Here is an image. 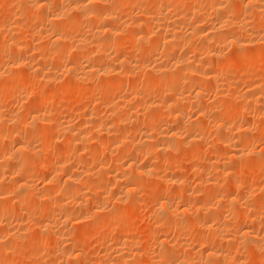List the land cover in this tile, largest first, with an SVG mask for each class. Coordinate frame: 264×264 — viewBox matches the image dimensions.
Returning <instances> with one entry per match:
<instances>
[{
    "label": "bare ground",
    "instance_id": "bare-ground-1",
    "mask_svg": "<svg viewBox=\"0 0 264 264\" xmlns=\"http://www.w3.org/2000/svg\"><path fill=\"white\" fill-rule=\"evenodd\" d=\"M21 263L264 264V0H0Z\"/></svg>",
    "mask_w": 264,
    "mask_h": 264
},
{
    "label": "rangeland",
    "instance_id": "rangeland-1",
    "mask_svg": "<svg viewBox=\"0 0 264 264\" xmlns=\"http://www.w3.org/2000/svg\"><path fill=\"white\" fill-rule=\"evenodd\" d=\"M56 96H57L58 98H56ZM56 96L54 97V100H56V99L58 100V99H59V94H57ZM62 96H63V95H62ZM64 97L66 98V95H64ZM75 119H77V118L75 117ZM189 175H190V177H191L190 179H192V182H193L194 179L192 178L191 174H189ZM190 182H191V181H190ZM149 203H150V202H146V204H148V205H149ZM132 232H133V231L129 232V234H131V235H135V233H137L138 231L135 230L133 233H132ZM129 234H128V235H129ZM131 235H130V236H131ZM96 243H99V242H96ZM96 243H95V244H96ZM95 244H92V247H93L92 250H94V251L96 250V251H97V250H98V245L96 244V245H97V247H96ZM99 244H100V243H99ZM94 245H95V246H94ZM99 248H101L100 245H99ZM21 264H22V263H21Z\"/></svg>",
    "mask_w": 264,
    "mask_h": 264
}]
</instances>
